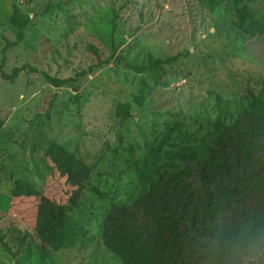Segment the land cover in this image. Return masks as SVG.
Listing matches in <instances>:
<instances>
[{"label": "rangeland", "instance_id": "rangeland-1", "mask_svg": "<svg viewBox=\"0 0 264 264\" xmlns=\"http://www.w3.org/2000/svg\"><path fill=\"white\" fill-rule=\"evenodd\" d=\"M252 1L264 21V0ZM14 8L31 19L6 72L28 64L58 78L86 74L73 88L39 72L0 79V240L14 252L0 245V264H122L150 229L136 203L147 145L166 120L195 137L241 114L246 91L264 81V35L249 39L197 0H0V58L17 33ZM148 55L179 58L148 74L128 67ZM120 102L130 104L125 123ZM26 186L58 202L82 187L59 251L26 237L39 200L12 195Z\"/></svg>", "mask_w": 264, "mask_h": 264}, {"label": "trees", "instance_id": "trees-1", "mask_svg": "<svg viewBox=\"0 0 264 264\" xmlns=\"http://www.w3.org/2000/svg\"><path fill=\"white\" fill-rule=\"evenodd\" d=\"M197 1L249 39L264 35V21L256 17L252 0ZM30 19L13 9L9 23L17 33L13 40H3L0 79L14 82L22 72H39L51 86L75 87L86 71L58 78L28 64L10 73L4 70L8 50L25 40ZM32 43L33 39L26 41L28 47ZM178 58L148 55L127 65L148 74ZM245 97L246 107L231 123L216 121L196 130L194 137L193 131H181L183 124L171 122L175 118L166 120L163 136L147 145L146 158L135 166L144 185L136 203L150 229L122 264H264V81L257 91L248 89ZM129 109V103L117 104L120 123L130 117ZM12 195L39 200L33 235L26 237L53 251L62 249L66 229L75 223L71 213L83 197L82 187L64 202L34 186L16 189ZM0 245L14 253L4 241Z\"/></svg>", "mask_w": 264, "mask_h": 264}]
</instances>
